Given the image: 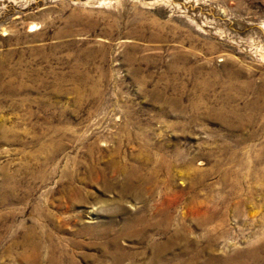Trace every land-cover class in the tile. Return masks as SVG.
Returning a JSON list of instances; mask_svg holds the SVG:
<instances>
[{
  "label": "rangeland",
  "instance_id": "rangeland-1",
  "mask_svg": "<svg viewBox=\"0 0 264 264\" xmlns=\"http://www.w3.org/2000/svg\"><path fill=\"white\" fill-rule=\"evenodd\" d=\"M179 227L264 264V0H0V264H162Z\"/></svg>",
  "mask_w": 264,
  "mask_h": 264
},
{
  "label": "bare ground",
  "instance_id": "bare-ground-1",
  "mask_svg": "<svg viewBox=\"0 0 264 264\" xmlns=\"http://www.w3.org/2000/svg\"><path fill=\"white\" fill-rule=\"evenodd\" d=\"M170 168L169 167V172H170ZM167 169V168H166ZM172 170V169H171ZM194 170V169H193ZM158 172V170H157ZM155 172V173H157ZM168 174V173H167ZM132 175V174H131ZM135 175V174H134ZM142 176V175H141ZM151 176V175H150ZM156 176V175H155ZM159 176V175H158ZM130 177V176H129ZM139 177V176H138ZM132 178V177H131ZM130 178V179H131ZM146 178V177H145ZM148 178V176H147ZM153 178V177H152ZM133 179V178H132ZM136 179V178H135ZM149 179V178H148ZM154 179V178H153ZM155 180V179H154ZM196 180V179H195ZM129 182V181H128ZM131 183V182H130ZM193 186V185H192ZM195 200V199H194ZM198 200V199H197ZM195 200V201H197ZM242 201V200H241ZM197 203V202H196ZM201 204V203H200ZM213 205V204H212ZM203 207V206H202ZM149 208V207H148ZM126 210V209H125ZM165 209H163L162 212H164ZM167 210V209H166ZM140 212V211H139ZM166 212V211H165ZM204 213V212H203ZM225 213V212H224ZM160 213H157L155 219H154V215L148 216L147 212H142L139 214L135 215H131V217L129 219H127V222L125 224V227L130 228V227H140L141 231H139V237L143 240L145 238H147V231H149V228H156L158 225H163L164 226V232L166 233L167 231H169V225L171 222V216L170 214H167L166 217H164V219L161 218V216H159ZM201 214V213H200ZM217 213L215 211H208L205 217H201V223L204 224H209L210 222H212L216 217H218L216 215ZM202 215V214H201ZM226 215V214H225ZM224 216V215H223ZM113 218V217H112ZM111 218V220H112ZM222 218V223L223 224V220L225 221L224 217ZM110 219V218H109ZM157 219V221H156ZM220 219V218H219ZM126 220V219H125ZM200 220V219H199ZM103 223V222H102ZM109 223V222H108ZM111 223V222H110ZM226 223V222H225ZM116 224V223H115ZM123 224V223H121ZM202 224V225H204ZM112 225V224H111ZM102 226V225H101ZM106 226V225H105ZM124 226V225H123ZM176 227V226H175ZM115 228V227H114ZM117 228V227H116ZM87 229V228H86ZM93 229V228H92ZM156 229L154 232H156ZM171 229V228H170ZM189 229V228H188ZM128 230V229H126ZM133 230V229H132ZM137 230V229H136ZM185 230V234L184 231ZM93 231V230H92ZM110 231V230H109ZM115 231V230H114ZM131 231V230H130ZM214 229H212L211 231H208L206 233L205 238H207L208 243L207 245H203L200 241H192L191 238L188 237L187 233H186V229L183 227H179L177 228L175 233H171L166 237L165 241H153L152 237L150 238L151 241H153L152 243V248L154 250V257L152 262L153 263H162V264H247L249 263L250 259H254L255 257H257L258 260L262 259V256L260 255L261 253H259V249H257L256 247H254L256 245H252L250 244V247L247 248L246 250H238V252H236L234 255L231 254L232 252V247H233V243L231 241H228L227 243H225L223 245V247L218 249L217 248V244H219L220 242V238H223L222 236L225 235V233H220V235H216L215 232H213ZM112 232V231H111ZM160 232V230H159ZM224 232V231H223ZM132 233V232H131ZM32 234V233H31ZM159 234V233H158ZM125 235V234H124ZM136 235V234H135ZM128 236V235H126ZM132 236V235H130ZM138 236V235H137ZM152 236V235H151ZM162 236V235H161ZM49 237V236H48ZM119 237V235H118ZM118 237H114V238H110L112 239L115 244L114 245H118ZM31 238V237H30ZM34 238V237H32ZM40 238V237H39ZM27 239V238H26ZM29 239V238H28ZM155 239V238H154ZM180 239L182 241V250L181 253L179 252V254H176L174 251V246L176 243V241ZM194 239V238H193ZM31 240V239H30ZM223 240V239H222ZM221 240V241H222ZM264 240V239H263ZM28 241V240H27ZM180 241V242H181ZM205 241V240H204ZM149 242V241H148ZM219 242V243H218ZM252 242V241H251ZM18 243V242H17ZM16 243V245H17ZM119 243H121L119 241ZM111 244V243H110ZM263 244V243H262ZM15 244H13L14 246ZM34 245V244H33ZM38 245V244H37ZM112 245V244H111ZM30 247V246H29ZM33 247V246H32ZM36 247V246H35ZM264 247V245L262 246ZM42 248V247H41ZM115 248V246H114ZM176 249V248H175ZM261 249V248H260ZM32 248L30 247V252H26L25 254H23V259L25 260H29L30 257L32 256V259L34 260L35 264H40V260H41V255L37 250H32ZM112 250V249H111ZM118 253H120L118 256V253H111L108 255H111L110 257L113 259L114 263H118L121 264L125 258L128 256V253L124 250L123 248H120V245L117 246L116 249ZM259 250V251H258ZM264 250V249H262ZM109 251V250H108ZM41 252V251H40ZM112 252V251H111ZM135 253V252H133ZM132 253V254H133ZM206 253H210L211 256H207L208 258L204 261H202V257L206 256ZM224 253V254H222ZM264 253V252H263ZM21 254V253H20ZM42 254V252H41ZM117 254V255H116ZM222 254V255H219ZM43 255V254H42ZM107 255V253H106ZM136 255V254H135ZM259 255V256H258ZM118 256V257H117ZM130 256V255H129ZM22 257V256H21ZM46 257V256H45ZM44 257V258H45ZM55 257V256H54ZM105 257V256H104ZM47 258V257H46ZM45 258V259H46ZM130 258V257H129ZM135 258V257H134ZM133 258V259H134ZM138 258V257H137ZM54 259V260H53ZM51 260L50 264H63L59 261H56L55 258H53ZM72 259V258H71ZM109 259V258H108ZM204 259V258H203ZM63 260V259H62ZM98 260V259H97ZM127 260V259H126ZM255 260V259H254ZM106 261V260H104ZM128 261V260H127ZM131 261V260H130ZM257 261V260H256ZM261 261V260H260ZM27 262V261H26ZM136 262V261H135ZM44 263V262H43ZM105 263V262H104ZM113 263V264H114ZM133 263V262H132ZM256 263V262H255ZM264 263V262H263ZM99 264V263H98ZM102 264V263H101ZM106 264V263H105ZM108 264V262H107ZM124 264V263H123ZM144 264V263H143ZM253 264V263H252Z\"/></svg>",
  "mask_w": 264,
  "mask_h": 264
}]
</instances>
